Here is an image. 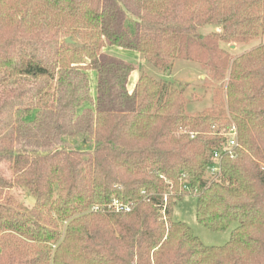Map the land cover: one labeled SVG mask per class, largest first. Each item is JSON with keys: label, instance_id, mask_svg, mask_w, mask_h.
<instances>
[{"label": "trees", "instance_id": "trees-1", "mask_svg": "<svg viewBox=\"0 0 264 264\" xmlns=\"http://www.w3.org/2000/svg\"><path fill=\"white\" fill-rule=\"evenodd\" d=\"M263 33L264 0H0V264H264V43L223 47ZM107 47L165 75L199 63L212 105L190 112L185 88L145 72L131 91L135 65ZM183 191L205 227L236 224L225 245L174 220Z\"/></svg>", "mask_w": 264, "mask_h": 264}, {"label": "rangeland", "instance_id": "rangeland-1", "mask_svg": "<svg viewBox=\"0 0 264 264\" xmlns=\"http://www.w3.org/2000/svg\"><path fill=\"white\" fill-rule=\"evenodd\" d=\"M217 30L213 26H206L201 28V31L210 33ZM75 43L76 40H73ZM264 43V33L255 40L247 43H227L223 47L227 49L233 56L245 53L250 49ZM105 54L115 55L125 59L135 65L136 70L131 74L128 82V87L132 91L137 82L134 78L139 79L140 75L145 72L151 75L156 80H163L171 84V88L182 89L185 88V95L189 99L188 110L190 112H200L210 107L213 103V87L214 84H208L206 81H211L206 77L205 71L201 68L199 63L194 61H187L184 59H176L170 74H163L156 67L151 65L144 56L138 52L117 47H107L103 51ZM90 60L86 59L85 63L81 65L90 64ZM89 74L94 76L93 71ZM215 83V82H214ZM206 177L213 179L215 175L207 171ZM186 194L176 205L173 213L174 220H180L187 223L193 230L194 234L207 246H223L231 238L234 223L230 228L222 231H213L201 223L196 218V204L197 192H186ZM13 194L14 205L31 208L34 204V199L31 196H26L21 189L14 188L11 192Z\"/></svg>", "mask_w": 264, "mask_h": 264}, {"label": "built area", "instance_id": "built-area-1", "mask_svg": "<svg viewBox=\"0 0 264 264\" xmlns=\"http://www.w3.org/2000/svg\"><path fill=\"white\" fill-rule=\"evenodd\" d=\"M225 138L227 139L226 144L220 148L216 149L212 153V160L214 161V164L210 166L209 172L212 173L215 176H218L220 173V160L224 154H233L235 147L238 146V140H237V127L235 125H232L228 132L225 134ZM184 190L188 191L189 188L187 186L184 187ZM109 208L114 210L115 212H130L132 210V207L129 204H125L123 202H120L118 199H114L112 203L109 205ZM94 211H102L103 208L101 206H93Z\"/></svg>", "mask_w": 264, "mask_h": 264}, {"label": "water", "instance_id": "water-1", "mask_svg": "<svg viewBox=\"0 0 264 264\" xmlns=\"http://www.w3.org/2000/svg\"><path fill=\"white\" fill-rule=\"evenodd\" d=\"M68 43H73L74 41L71 38H67Z\"/></svg>", "mask_w": 264, "mask_h": 264}, {"label": "crops", "instance_id": "crops-1", "mask_svg": "<svg viewBox=\"0 0 264 264\" xmlns=\"http://www.w3.org/2000/svg\"><path fill=\"white\" fill-rule=\"evenodd\" d=\"M120 49H122V48H120ZM135 79V81L137 82V79L136 78H134Z\"/></svg>", "mask_w": 264, "mask_h": 264}]
</instances>
